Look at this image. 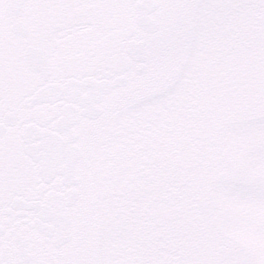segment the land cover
Here are the masks:
<instances>
[{
    "label": "snow or ice",
    "instance_id": "6c2138e0",
    "mask_svg": "<svg viewBox=\"0 0 264 264\" xmlns=\"http://www.w3.org/2000/svg\"><path fill=\"white\" fill-rule=\"evenodd\" d=\"M0 264H264V0H0Z\"/></svg>",
    "mask_w": 264,
    "mask_h": 264
}]
</instances>
